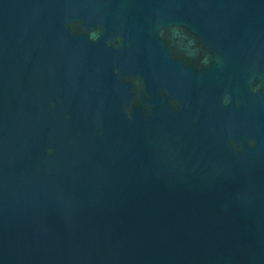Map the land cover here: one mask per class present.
<instances>
[{
    "label": "water",
    "instance_id": "95a60500",
    "mask_svg": "<svg viewBox=\"0 0 264 264\" xmlns=\"http://www.w3.org/2000/svg\"><path fill=\"white\" fill-rule=\"evenodd\" d=\"M0 264H264V0H0Z\"/></svg>",
    "mask_w": 264,
    "mask_h": 264
}]
</instances>
